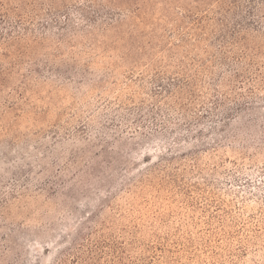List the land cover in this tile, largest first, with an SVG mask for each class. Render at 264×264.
I'll return each mask as SVG.
<instances>
[{"label":"rangeland","instance_id":"1","mask_svg":"<svg viewBox=\"0 0 264 264\" xmlns=\"http://www.w3.org/2000/svg\"><path fill=\"white\" fill-rule=\"evenodd\" d=\"M188 2L0 0V264L80 235L99 264H264V39L239 35L221 87ZM163 72L226 101L168 109Z\"/></svg>","mask_w":264,"mask_h":264},{"label":"trees","instance_id":"2","mask_svg":"<svg viewBox=\"0 0 264 264\" xmlns=\"http://www.w3.org/2000/svg\"><path fill=\"white\" fill-rule=\"evenodd\" d=\"M188 2L186 11L193 28H198L207 33L209 29L217 28L218 38L215 44L211 43L213 48L212 57L209 62H219L224 69L232 72V78L219 76L217 85L223 87L231 84L234 80L238 81L243 70L242 64L248 65V62L242 61V54H238L236 59L232 60L228 51L230 47L236 45V40L243 32H252L259 38L264 39V0H191ZM3 4L0 5V21L5 20L6 13L2 11ZM255 36V37H256ZM231 52H234L232 49ZM240 56V57H239ZM235 65L243 68L235 69ZM218 66V65H217ZM166 75L159 73L154 76L158 83L156 100L161 101L168 109L179 110L184 115L189 114L193 107L185 104L183 101L190 100L195 103H205L210 100L217 109L222 107V102L226 99L218 98L217 94L204 98L203 90L198 89L196 80L193 77H184L182 75ZM164 78L167 80L165 81ZM207 100V101H206ZM239 106V105H238ZM158 111H164L162 106L157 104L155 108ZM232 107H228L231 110ZM193 110V109H192ZM195 111V110H193ZM211 115H215L214 111ZM103 254L96 241H90L87 235H80L75 238L73 245L67 247L58 257L55 264H99L100 256Z\"/></svg>","mask_w":264,"mask_h":264}]
</instances>
